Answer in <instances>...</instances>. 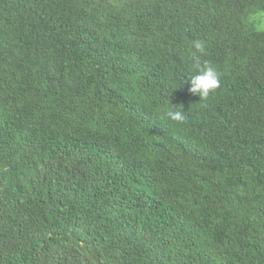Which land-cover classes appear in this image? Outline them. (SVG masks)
<instances>
[{
	"label": "trees",
	"instance_id": "16d2710c",
	"mask_svg": "<svg viewBox=\"0 0 264 264\" xmlns=\"http://www.w3.org/2000/svg\"><path fill=\"white\" fill-rule=\"evenodd\" d=\"M260 13L0 0V264H264Z\"/></svg>",
	"mask_w": 264,
	"mask_h": 264
},
{
	"label": "clouds",
	"instance_id": "9594fccd",
	"mask_svg": "<svg viewBox=\"0 0 264 264\" xmlns=\"http://www.w3.org/2000/svg\"><path fill=\"white\" fill-rule=\"evenodd\" d=\"M194 48L200 52L204 50L201 42H194ZM197 74L187 79L189 85L188 92L192 96H198L200 100H207L211 93L218 89L220 85V74L212 65L199 66V61L196 60ZM167 118L175 123H183L186 120L183 106L170 107L166 113Z\"/></svg>",
	"mask_w": 264,
	"mask_h": 264
},
{
	"label": "rangeland",
	"instance_id": "374dc122",
	"mask_svg": "<svg viewBox=\"0 0 264 264\" xmlns=\"http://www.w3.org/2000/svg\"><path fill=\"white\" fill-rule=\"evenodd\" d=\"M251 21L257 30L264 31V13L254 15Z\"/></svg>",
	"mask_w": 264,
	"mask_h": 264
}]
</instances>
